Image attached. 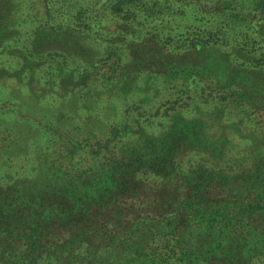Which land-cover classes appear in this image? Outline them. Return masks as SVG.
Returning a JSON list of instances; mask_svg holds the SVG:
<instances>
[{
    "label": "trees",
    "instance_id": "trees-1",
    "mask_svg": "<svg viewBox=\"0 0 264 264\" xmlns=\"http://www.w3.org/2000/svg\"><path fill=\"white\" fill-rule=\"evenodd\" d=\"M22 2L0 0V54L21 58L18 65L0 64V80L13 77L29 85L36 79V66L46 64L43 57L52 58L51 50L72 56L77 54L73 49L97 54L95 45L114 46L137 61L97 64L88 72L85 66L50 61L38 80L63 96L97 87V94L127 93L142 70L158 73L146 64L155 66L160 56L169 65L166 59L173 56L162 55L160 48L178 36L182 45L195 49L184 65L169 66L170 77H188L187 83L196 84L194 73L203 68L219 82L236 80L239 89L223 99L245 103L264 117L263 52L243 55L244 49L226 42L228 30L242 22L264 35V0H32L39 7L33 8L35 14L42 13L45 20L29 33L27 54L13 45L24 34L18 14ZM177 3L191 7L185 20L200 28L169 32L164 42L162 27L174 28L172 19L185 14ZM223 44L229 48L221 50ZM231 52L261 68H242L245 63L231 58ZM142 56L148 57L146 64L140 62ZM6 126L0 119V151L13 154L18 146L9 137L14 127ZM128 128L113 127L111 136L121 139ZM176 132L173 128L154 138L141 131L116 152L108 148L113 138L93 146L87 140L85 146L63 148L60 142L51 153L40 147L43 158L27 175L10 180L0 171V264H248L264 253V166L237 175L231 186L226 175L203 172L191 179L176 169L178 140L171 135Z\"/></svg>",
    "mask_w": 264,
    "mask_h": 264
},
{
    "label": "rangeland",
    "instance_id": "rangeland-1",
    "mask_svg": "<svg viewBox=\"0 0 264 264\" xmlns=\"http://www.w3.org/2000/svg\"><path fill=\"white\" fill-rule=\"evenodd\" d=\"M177 4L186 15L172 19L174 28L162 27L163 41V36L169 32H184L188 29L187 26L191 25L200 28L195 23L192 24L191 19L185 20L193 12L191 7ZM34 7L35 10L39 8L32 0H23L18 10L23 19L19 27L24 34L18 37L13 45L23 48L21 50L25 54L30 48L29 33L45 20L42 13L35 14ZM252 30L247 22H242L228 30L226 42L233 47L244 49L243 55L258 57L259 52L264 55V35ZM176 37L178 36L168 42L165 49L160 48L162 55L168 53L173 56L166 59L169 65L160 56V60L156 58L158 61L155 66L146 64L145 59L148 57L142 56L143 59H139L146 64V69L158 73L142 70V78L137 80L127 93L97 94V87L95 91L79 88L74 90L72 97L69 94L63 96L59 92L44 89L38 80L50 61L63 63L71 68L85 66L86 72L97 64L102 66L115 62L122 66L137 61L129 53L124 55V52L114 51V46L95 45L100 49L97 54L84 52L82 48L73 49L77 54L72 56L65 55L61 50H51L48 54L52 58L45 59L42 55L46 64L36 66V79L29 85L17 83L13 77L1 79L0 119L3 125H7L6 128L14 127V133L9 137L17 140L18 146H14L16 150L13 154L0 151V171L4 170L10 180L27 175L31 168L37 166L38 160L43 158V151L51 153L60 142L63 148L69 147L71 143L85 146L84 142L87 140L92 146L95 141L105 143L108 138H113L111 129L120 128L123 124L129 127L128 134L121 139L113 138V141L108 143V148L115 152L122 144L134 141L141 131L159 138L176 128L177 132L171 133L172 136L176 134L173 137L178 140L174 153L176 169L182 174L189 173L192 175L191 179L197 178L203 172L202 175L206 176L226 175L230 178L231 186L237 175L252 174L253 168L264 166V117L255 113L245 103L234 104L223 99V96L232 90L239 89L236 80L219 82L209 74L210 69L203 68L192 76L197 80L196 84L191 81L187 83L188 77L169 76V66L174 62L184 65L186 55L195 49L185 47L182 45L183 39L177 40ZM158 45L163 47L162 42ZM93 46L94 44L89 45L91 48ZM219 47L221 50L229 48L226 44ZM230 55L239 63H245L242 68H261L252 60L248 62L239 52L237 55L231 52ZM199 56L203 58L204 55L199 53ZM38 58L39 55H36L34 59ZM3 63L18 65L21 58L16 54L1 53L0 64ZM240 78H245V75ZM85 84H88L87 80ZM172 114H177L178 117L172 118ZM45 146L46 149L43 150ZM40 147L43 150L41 153ZM86 147L89 148L88 145ZM132 206L125 205L130 209ZM121 212L125 213L124 209ZM50 262L42 260L39 264ZM248 264H264V253L254 255Z\"/></svg>",
    "mask_w": 264,
    "mask_h": 264
}]
</instances>
